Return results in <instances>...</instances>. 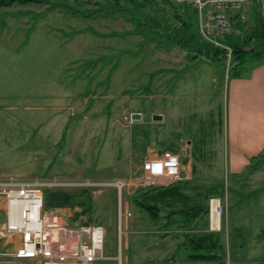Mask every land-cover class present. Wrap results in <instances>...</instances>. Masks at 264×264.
Segmentation results:
<instances>
[{"label": "rangeland", "instance_id": "rangeland-1", "mask_svg": "<svg viewBox=\"0 0 264 264\" xmlns=\"http://www.w3.org/2000/svg\"><path fill=\"white\" fill-rule=\"evenodd\" d=\"M37 1L0 7V173L65 185L52 189L87 190L89 215H81L78 207L59 213L68 225H103L105 255L121 258L122 264H208L186 261L191 248L179 249L188 235L204 234L220 236L222 259L216 262L264 264V162L255 172L247 167L235 176L224 151L219 166H199L194 182L170 200L178 211L173 216L165 210L150 215L140 206L137 199L152 206L164 199L147 197L148 188L126 189L120 199L113 188L84 186L143 175L145 153L136 146L145 135L150 141L152 133L148 124L127 123L132 114L142 112L151 121L152 111L174 104L171 112L178 108L191 120L185 132L201 138L219 132L231 60L191 50L196 46L179 47L174 38L201 44L236 41L244 32L262 29L259 2L254 5L259 17L251 9L245 23L229 10L244 34L223 36L204 27L213 22L214 12L210 18L205 11L194 15L195 9L180 1L121 0L116 8L113 0ZM160 94L176 96L170 103L171 97L158 101ZM200 143L206 144L204 138ZM213 200L221 204L222 215L220 227L212 230ZM3 206L0 201V222L5 221ZM10 248L0 239V253ZM6 262L0 257V264Z\"/></svg>", "mask_w": 264, "mask_h": 264}, {"label": "built area", "instance_id": "built-area-1", "mask_svg": "<svg viewBox=\"0 0 264 264\" xmlns=\"http://www.w3.org/2000/svg\"><path fill=\"white\" fill-rule=\"evenodd\" d=\"M188 2L199 11L215 13L204 27L210 34V29L220 35L241 33L229 18V10L233 9L238 20L245 23L250 20L249 10L254 8L255 2L260 4V11L264 14V0H173ZM203 20V19H202ZM208 36V35H207ZM209 37V36H208ZM212 43L223 48L224 44L215 40ZM231 57L230 47H224ZM129 124H134L132 115L125 118ZM143 175L140 178L116 180L111 183L84 184L87 188H113L122 198L127 189L169 187L184 180L180 156L171 149L162 155L149 157L142 164ZM54 187H65L62 181L47 182L39 179L27 180L0 173V201L5 208V221L0 222V239L10 242L11 248L0 253V257L7 258L6 264H93L97 261L112 259L105 255L107 238L106 228L100 224H81L75 226L65 223L62 211L45 209V191ZM121 212V209H120ZM214 214L218 216L214 220ZM222 207L219 201L211 203L210 219L212 230L220 227ZM18 246L13 249V246ZM122 264L121 258H113ZM169 264H180L171 262ZM211 264H236L229 259L226 262ZM246 264V263H243Z\"/></svg>", "mask_w": 264, "mask_h": 264}, {"label": "crops", "instance_id": "crops-1", "mask_svg": "<svg viewBox=\"0 0 264 264\" xmlns=\"http://www.w3.org/2000/svg\"><path fill=\"white\" fill-rule=\"evenodd\" d=\"M227 87V110L225 118L220 117L219 132L211 135L203 134L206 144L201 147L200 141L202 142L203 138L199 135L192 136L189 131L185 132V125L190 127V118L183 112L178 114V108L171 112L174 104L172 107L166 105L163 111H152L149 118L151 121L142 112L135 113L141 116L140 119L135 120L136 124H141L136 127L143 128L144 124H148L152 133L150 141H147V135L144 133H135L139 137L145 135L144 141H141L142 145L138 143L136 146L142 154L145 153L143 161L149 157L160 156L168 149L176 152L181 160L183 182L153 190L151 193L153 201H155L154 199L157 201L159 197L166 198L167 201H175L176 198L182 196V190L187 189L188 184L194 182V176L198 172L199 166L217 167L225 153L227 165L231 170L229 173L235 174V176L250 167V160L264 153V63L254 67L249 74H245L241 78L229 79ZM175 96L160 94L156 98L158 101L164 99L168 102L171 97L170 101L172 102L170 103H173ZM184 99H188V97H184ZM156 115L161 118H155ZM180 122L186 123L181 125ZM199 126L200 123L197 120V130L200 129ZM204 126L206 125L204 124ZM208 139L210 140L208 141ZM135 140L137 143L136 137ZM169 203L171 201H168L167 207H170ZM14 248H18L17 244L13 246ZM111 258L113 259V257ZM112 259L106 262L112 261Z\"/></svg>", "mask_w": 264, "mask_h": 264}, {"label": "trees", "instance_id": "trees-1", "mask_svg": "<svg viewBox=\"0 0 264 264\" xmlns=\"http://www.w3.org/2000/svg\"><path fill=\"white\" fill-rule=\"evenodd\" d=\"M37 0H0V7H8L16 3L21 4H30L31 2H35ZM114 1V8L116 6H119V3L121 0H113ZM40 3V1H37ZM130 2H134V0H130ZM116 3V5H115ZM182 4H187L190 7H193L194 15H199L201 12L198 8L194 7L193 4H189L188 2H181ZM102 9L97 10L96 13H99ZM199 13V14H198ZM256 16L259 17V14L256 13ZM259 19L262 18L260 17ZM261 24V23H260ZM260 28H256L253 32L254 33H247L244 32V37L238 38L236 41L228 42L225 41L224 44L230 46L233 50L232 53V59L233 62L231 64L232 71L229 73V78H241L245 74H249L250 70H252L254 67L261 65L264 63V25L261 24ZM243 33V34H244ZM173 39V38H172ZM176 44L179 47L182 48H189L191 46H196L195 48H191V50H194V52H198L199 54H202L206 52L209 54V52L212 54V58H221L219 55L225 54V49H219L218 47H215L214 44L210 43H203L201 44L199 41H182L177 38H174ZM173 39V40H174ZM257 40V43L254 44L253 42ZM254 46V47H253ZM203 47H206L207 49H204ZM197 53V54H198ZM198 57V55H196ZM196 57L191 56L192 59H195ZM251 161L250 169H252V172H255L259 169L262 162H264V154L261 156L253 158ZM144 189H142L139 192H142ZM150 193L147 194V197L152 198V191L156 190V188H148L147 189ZM156 195V194H155ZM146 197V198H147ZM156 202V199H154ZM137 201L140 203V206H142L150 215L157 214V211L165 210L169 213V215L173 216L174 214H177L178 211L176 209H172V202L169 203L170 207H167V199L164 198L163 200L159 201L160 203H156L152 205H144L139 199ZM157 204H160L157 206ZM80 208L81 209V215H89L92 210V200L90 198L89 193L87 190H79V191H66L64 189H47L45 191V209L47 211L51 210H57L62 208ZM164 208V209H163ZM199 208V207H198ZM202 212V209L200 208V212L197 211L195 216H198ZM77 215L78 217L80 216ZM182 214V213H181ZM158 215V214H157ZM77 219H75L76 221ZM87 224H92V222H87ZM172 224L167 225L166 227H171ZM172 236H174L173 232H170ZM264 234V233H263ZM165 236H169V232L165 234ZM195 237H191V235L187 236L186 241L179 246V249H181L183 252L185 249L191 248V253L187 256V260L189 262H195V263H206V262H216L222 259V257H219L217 252L222 248V244L220 242V236L215 234H204L201 236L195 235ZM185 254V256H186ZM183 256L182 259L185 257ZM171 262V261H169ZM167 262V264L169 263Z\"/></svg>", "mask_w": 264, "mask_h": 264}, {"label": "water", "instance_id": "water-1", "mask_svg": "<svg viewBox=\"0 0 264 264\" xmlns=\"http://www.w3.org/2000/svg\"><path fill=\"white\" fill-rule=\"evenodd\" d=\"M132 117H133L134 120H136V119H140V118H141V116H140L139 114H133ZM155 118L160 119L161 117L158 116V115H156Z\"/></svg>", "mask_w": 264, "mask_h": 264}, {"label": "bare ground", "instance_id": "bare-ground-1", "mask_svg": "<svg viewBox=\"0 0 264 264\" xmlns=\"http://www.w3.org/2000/svg\"><path fill=\"white\" fill-rule=\"evenodd\" d=\"M218 218V216L216 214H214V220H216Z\"/></svg>", "mask_w": 264, "mask_h": 264}]
</instances>
